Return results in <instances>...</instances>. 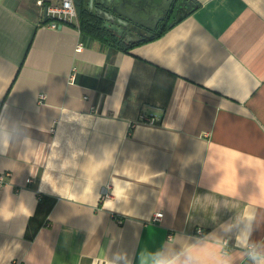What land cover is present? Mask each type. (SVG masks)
I'll use <instances>...</instances> for the list:
<instances>
[{
	"label": "crops",
	"instance_id": "0c3cea01",
	"mask_svg": "<svg viewBox=\"0 0 264 264\" xmlns=\"http://www.w3.org/2000/svg\"><path fill=\"white\" fill-rule=\"evenodd\" d=\"M37 1L0 0V116L30 139L0 152V264H139L264 210V0H181L128 51L49 28Z\"/></svg>",
	"mask_w": 264,
	"mask_h": 264
},
{
	"label": "clouds",
	"instance_id": "9594fccd",
	"mask_svg": "<svg viewBox=\"0 0 264 264\" xmlns=\"http://www.w3.org/2000/svg\"><path fill=\"white\" fill-rule=\"evenodd\" d=\"M26 128L19 121L0 116V152L6 153L21 138L24 144H29ZM216 207L218 209L219 206ZM262 221L264 210L245 208L244 211L237 212L234 219L220 224L217 230L207 235L193 238L178 233L169 237L154 252L143 249L139 253V264H204L193 249H204L209 244L219 246V251L212 256V264H264V239H252L253 232ZM231 241L234 243L229 247ZM105 259L107 264H133V257L126 251L114 253L111 259L105 255Z\"/></svg>",
	"mask_w": 264,
	"mask_h": 264
},
{
	"label": "water",
	"instance_id": "95a60500",
	"mask_svg": "<svg viewBox=\"0 0 264 264\" xmlns=\"http://www.w3.org/2000/svg\"><path fill=\"white\" fill-rule=\"evenodd\" d=\"M96 1L99 7L95 14L104 21L103 28L127 43H135L154 36L147 28L155 21L164 0ZM92 7L93 0H90L89 8Z\"/></svg>",
	"mask_w": 264,
	"mask_h": 264
},
{
	"label": "trees",
	"instance_id": "16d2710c",
	"mask_svg": "<svg viewBox=\"0 0 264 264\" xmlns=\"http://www.w3.org/2000/svg\"><path fill=\"white\" fill-rule=\"evenodd\" d=\"M178 1V0H175ZM78 17V27L83 35H88L95 39H98L106 44L114 45L116 47H120L125 51L130 50L134 46L138 45L140 42L135 43H125L122 41L121 38L115 36L102 26V21L99 17L94 15L92 12L88 11L87 9H81L77 11ZM167 24H164L159 31L154 34L152 38L159 37L165 30ZM147 39L143 40L146 41ZM34 233L32 234V236Z\"/></svg>",
	"mask_w": 264,
	"mask_h": 264
},
{
	"label": "built area",
	"instance_id": "2783aa9c",
	"mask_svg": "<svg viewBox=\"0 0 264 264\" xmlns=\"http://www.w3.org/2000/svg\"><path fill=\"white\" fill-rule=\"evenodd\" d=\"M37 4L45 7L46 25L49 28L56 29L60 24H72L77 21V11L73 0H39ZM79 48L81 45L78 46ZM4 177L5 175L0 176V189ZM161 216V214H156L154 221L160 219ZM197 233L200 236L203 234L202 230H198Z\"/></svg>",
	"mask_w": 264,
	"mask_h": 264
},
{
	"label": "flooded vegetation",
	"instance_id": "af4514ba",
	"mask_svg": "<svg viewBox=\"0 0 264 264\" xmlns=\"http://www.w3.org/2000/svg\"><path fill=\"white\" fill-rule=\"evenodd\" d=\"M181 0H164L162 2V8L159 11L155 21H153L147 28L149 32L153 34V31L160 29L164 24H168L173 21L180 14L179 9Z\"/></svg>",
	"mask_w": 264,
	"mask_h": 264
}]
</instances>
